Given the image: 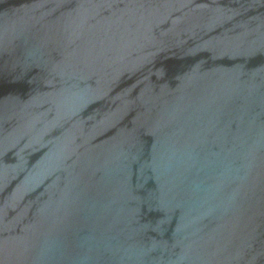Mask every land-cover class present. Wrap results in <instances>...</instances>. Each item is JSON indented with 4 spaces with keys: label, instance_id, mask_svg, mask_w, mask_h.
I'll return each mask as SVG.
<instances>
[{
    "label": "water",
    "instance_id": "water-1",
    "mask_svg": "<svg viewBox=\"0 0 264 264\" xmlns=\"http://www.w3.org/2000/svg\"><path fill=\"white\" fill-rule=\"evenodd\" d=\"M0 264H264V0H0Z\"/></svg>",
    "mask_w": 264,
    "mask_h": 264
}]
</instances>
